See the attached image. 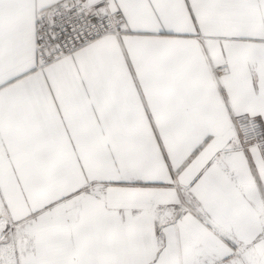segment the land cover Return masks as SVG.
I'll return each mask as SVG.
<instances>
[{
	"label": "snow or ice",
	"instance_id": "obj_1",
	"mask_svg": "<svg viewBox=\"0 0 264 264\" xmlns=\"http://www.w3.org/2000/svg\"><path fill=\"white\" fill-rule=\"evenodd\" d=\"M0 264H264V0H0Z\"/></svg>",
	"mask_w": 264,
	"mask_h": 264
}]
</instances>
